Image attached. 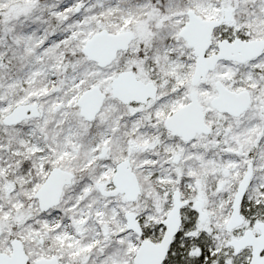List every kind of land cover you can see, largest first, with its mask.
Segmentation results:
<instances>
[{
    "label": "snow or ice",
    "instance_id": "obj_1",
    "mask_svg": "<svg viewBox=\"0 0 264 264\" xmlns=\"http://www.w3.org/2000/svg\"><path fill=\"white\" fill-rule=\"evenodd\" d=\"M0 264H264V0H0Z\"/></svg>",
    "mask_w": 264,
    "mask_h": 264
}]
</instances>
